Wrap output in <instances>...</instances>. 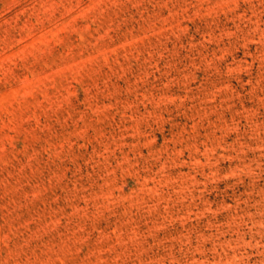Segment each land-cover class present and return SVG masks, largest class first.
<instances>
[{
	"label": "rangeland",
	"instance_id": "rangeland-1",
	"mask_svg": "<svg viewBox=\"0 0 264 264\" xmlns=\"http://www.w3.org/2000/svg\"><path fill=\"white\" fill-rule=\"evenodd\" d=\"M0 264H264V0H0Z\"/></svg>",
	"mask_w": 264,
	"mask_h": 264
}]
</instances>
